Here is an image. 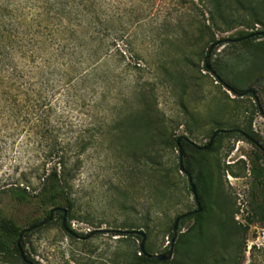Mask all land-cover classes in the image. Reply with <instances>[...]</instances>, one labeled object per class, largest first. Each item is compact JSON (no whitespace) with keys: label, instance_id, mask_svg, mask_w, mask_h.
<instances>
[{"label":"rangeland","instance_id":"374dc122","mask_svg":"<svg viewBox=\"0 0 264 264\" xmlns=\"http://www.w3.org/2000/svg\"><path fill=\"white\" fill-rule=\"evenodd\" d=\"M55 1L0 0V188L25 181L38 188L36 175L48 145L59 140V128L72 138L103 128L79 155L71 183L73 201L65 224L75 235L62 228V216L55 214L24 236L23 254L39 264H129L140 254L141 237L115 233L130 229L145 233L146 252L163 253L175 217L196 209L187 177L178 168V149L170 142L186 136L204 145L214 130L234 128L250 131L264 147V116L254 97L234 94L204 70L210 37L220 40L238 30L264 28L234 4L235 24L208 30L204 0H129L140 16L129 37L112 42L107 32L103 40L86 44L89 52L59 60ZM258 1L252 0L253 6ZM61 39L69 43L65 33ZM208 63L241 91L253 88L264 111V51L250 57L244 46L215 45ZM68 80L75 82L68 85ZM221 134L206 155L211 182L204 237L178 252L172 248L169 260L145 264L175 259L182 264H264V217L251 218L249 209L256 192L249 165L257 149L236 132ZM223 199L237 209L235 222L252 221L246 232L232 233L240 246L228 247L225 263L219 261L226 254L218 223L231 211L219 210ZM0 209L25 228L42 220L49 207L39 209L33 201H14L2 193ZM191 224L190 219L178 225L176 236ZM0 264L24 262L15 253H0Z\"/></svg>","mask_w":264,"mask_h":264},{"label":"trees","instance_id":"16d2710c","mask_svg":"<svg viewBox=\"0 0 264 264\" xmlns=\"http://www.w3.org/2000/svg\"><path fill=\"white\" fill-rule=\"evenodd\" d=\"M131 1L133 2L134 0ZM132 2L129 0H56L55 4H57V8L59 7V60H61L63 57L71 59L73 55L82 54L87 50V52H89V48L86 47V44H89L92 41H101L103 40L104 36L110 33H112V35L110 34V40H112V42H115L116 39L121 40L125 36L129 37V30L131 28L133 29L140 20V16L138 13H136V8H134L135 2ZM179 3H184V0H179ZM204 3L207 8L206 21L208 22V25L206 26L208 30H210L212 27L230 29L231 26L235 24L237 18H239V13L233 12L230 7L231 4L236 5L239 7V9L245 12V14L249 15L253 21V24H259L264 28V21L262 20V16L264 15V7H262L264 6V0H259L257 6H253L252 0H204ZM117 23L120 25H117ZM181 31L182 34H187L185 29L181 28ZM64 33L66 34V40H68L69 43H65V41L62 42L61 35ZM104 33L105 35L103 36ZM250 33L252 32L238 30L234 36L230 35L227 38L239 39ZM256 38H259V36L234 41H224L225 38H222L220 39L222 42L216 45L220 46L229 44L232 46H244L250 57H255L259 52L264 51V40L255 43L253 41ZM217 41L218 40L212 36L210 37L208 43L211 45ZM127 47H129V49L133 51L134 54H136L134 47L131 46V43L127 42ZM1 48L0 54L2 52ZM96 52L97 50L92 51L93 54ZM89 56H92V54ZM70 63L71 62L68 61V64ZM71 69H74L72 65ZM63 70L62 64L59 62V71ZM68 70L70 71V69ZM204 70L208 71L205 67ZM213 72L219 77L221 84L223 86H228L234 94L242 92L233 83L223 77L219 71H217V73L215 71ZM81 77H84V75ZM74 82L75 81L68 80V85L73 84ZM61 87L63 88V85H59V89H61ZM135 88L136 87L133 88L134 92H136ZM102 128L103 126L101 125L97 126L94 129V132L88 136H78L74 138L68 137L64 135V133H60L59 128V140H56L53 144L48 145L44 154L42 172L36 175L39 180L38 188L29 187L28 183L25 181V184L23 185L18 184L5 189L0 188V195L2 193L8 194L12 200L18 202L33 201L39 209H45L49 207L48 211L52 207L65 206L67 212L70 207H72L73 197L70 188L80 163L79 155L95 142L93 136L95 134H101ZM112 129L114 131L115 127ZM236 130H238V132L232 131V133L236 132L240 137L249 141L243 136V134H247L250 138H252V140L258 142V140H256L250 131L240 130L239 132V129ZM220 136H222L221 133L214 138L212 144L206 150L196 149L192 144L185 141H181L180 143L183 150V167L187 174L192 177V180L196 185L201 211L191 213L179 222V225H181L186 220H192V224L189 229L186 232L179 233L178 236H176L172 244L174 252H178V250L184 248L189 241L194 240L198 242L204 237V228L205 224L207 223V219L204 214L205 201L208 197L207 191L211 182L208 169L209 163L206 155L211 152L213 143ZM176 138L170 142L173 147H177L175 142ZM249 142L253 143V141ZM253 145L256 147L257 153H255L250 160L249 172L252 176L256 192L255 196L252 197L249 202L251 218L254 216L264 217V166L261 163V161L264 160V153L254 143ZM51 161L52 163L50 165L49 163ZM219 210L221 212L224 210L231 211L230 218L225 217L218 223L221 246L224 250V253L226 254L225 257H221L219 261L225 263L230 260V255L227 252L228 247L231 245L235 247L240 246L238 239L233 237L232 233H235L236 231H240L242 233L246 232L248 229V224L252 221H250L251 219L248 217L246 225L235 222L233 218L237 209H235L234 204H232L231 201L227 199L220 201ZM48 211H46V216L48 215ZM55 214H60L63 217L61 211L54 212L53 217ZM40 221L34 220L28 225V227L35 225ZM61 226L63 228L62 220ZM65 226L70 229V225L68 223L65 224ZM22 229L24 228L19 227L11 218L5 217L0 209V253H15L23 260L24 264H39L38 262L28 259V257L25 255L23 259L19 254L16 242ZM115 235H122L125 236L124 238H127L132 234L127 233L124 230L121 232L118 231V233H115ZM171 236L169 240V247L171 246ZM20 245L22 246V242H20ZM157 262V260L147 257L144 253L140 252V254L136 255L135 259H133L129 264ZM165 263L182 264L178 259Z\"/></svg>","mask_w":264,"mask_h":264},{"label":"water","instance_id":"95a60500","mask_svg":"<svg viewBox=\"0 0 264 264\" xmlns=\"http://www.w3.org/2000/svg\"><path fill=\"white\" fill-rule=\"evenodd\" d=\"M254 36H264V31H255V32H252L242 38H239V39H228V38H225L224 41H234V40H241V39H246V38H250V37H254ZM222 42V40H218L216 43H213L212 45H210L209 49H208V53L205 57V68L210 71L211 73L214 74V72L212 71L211 69V66L209 65L208 63V58H209V53L211 51V49L213 48V46H215L216 44ZM214 76L217 78V80L221 81L219 79V77L214 74ZM228 90L232 91L228 86H225ZM246 94H250L254 97V101L257 103L258 105V109H259V112L264 116V111L261 109V107L259 106V101H258V98H257V95H256V91L253 89V88H248L247 90L245 91H242L240 93H237L236 95L242 97ZM232 131H237L236 129H216L211 137L209 138V140L207 141V143H205L204 145H198L196 144L194 141L190 140L189 138H187L186 136H178L175 140L176 142V145L178 147V166H179V170L180 172L184 173L187 177V180H188V188L193 196V199H194V202L196 204V209L193 210V211H189V212H185V213H182L180 215H177L174 219V222H173V225H172V236H171V246L169 247V249L163 253H158V254H151V253H148L144 250V247H143V241H144V238H145V233L142 231V230H135V229H131V230H125V232L127 233H131V234H136L138 236L141 237V242L139 244V250L140 252L144 253L147 257H150V258H153L157 261H166V260H169L172 256V244L176 238V232H177V228H178V225H179V222L185 218L186 216L190 215L191 213H195V212H200L201 211V205H200V201H199V198H198V195H197V188H196V185L195 183L193 182L192 180V177L187 174V172L185 171L184 167H183V162H182V157H183V150H182V147L180 145L181 141H185V142H188L190 144H192L196 149H199V150H206L210 147V145L212 144V141L214 140V138L220 134V133H228V132H232ZM240 132V131H239ZM243 136L248 139L249 141H253V143L259 148L261 149V151L264 153V147L261 146L258 142L252 140V138H250L247 134H243ZM56 211H61L62 214H63V217H62V225H63V228L71 235H75L70 229H68L66 226H65V216H66V208L64 207H52L49 211H48V215L43 219L41 220L40 222L36 223L35 225H32L30 227H26L24 229L21 230L19 236H18V239H17V242H16V245H17V248H18V251H19V254L21 255V257L24 259V254H23V251H22V247L20 245V242L21 240L24 238V236L28 233V232H31L37 228H40L44 225H46L53 217V214L54 212ZM94 233V231H91L89 232L86 236L84 237H80V238H87L89 237L90 235H92Z\"/></svg>","mask_w":264,"mask_h":264}]
</instances>
